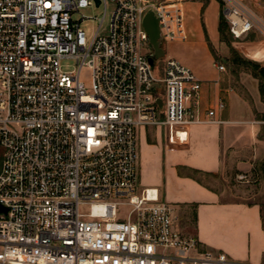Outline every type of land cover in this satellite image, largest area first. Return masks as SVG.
<instances>
[{
	"label": "built area",
	"instance_id": "1",
	"mask_svg": "<svg viewBox=\"0 0 264 264\" xmlns=\"http://www.w3.org/2000/svg\"><path fill=\"white\" fill-rule=\"evenodd\" d=\"M220 1L234 39H264V20ZM90 7L104 14L88 37L73 15ZM148 11L163 44L187 39L181 1L0 0V264H242L184 234L158 189L137 195L138 128L220 124L225 109L221 97L203 110L180 62L151 67Z\"/></svg>",
	"mask_w": 264,
	"mask_h": 264
},
{
	"label": "crops",
	"instance_id": "2",
	"mask_svg": "<svg viewBox=\"0 0 264 264\" xmlns=\"http://www.w3.org/2000/svg\"><path fill=\"white\" fill-rule=\"evenodd\" d=\"M170 1L182 2L187 39L164 43L165 58L190 68L202 82L203 110L211 108L221 97L225 109L217 114L220 124L173 125L185 128V136L174 145L165 139V152L157 146L152 132L158 126L140 127L150 165L163 161L167 168L163 172L159 169V178L142 190L156 188L161 198V187L182 189L172 199L175 204H169L176 207L183 221L187 220V224H182L184 234L195 237L203 250L224 253L242 264H264V208L252 199L231 196L226 182L229 171L245 175L251 171L264 173L261 80L254 71L252 76H246L234 75L230 70L246 62L235 54V49H240L237 45L251 49L252 59L264 68V39L252 41L250 36L256 32H251L244 39L224 42L219 25L225 4L220 0L159 2ZM233 1L264 20V0ZM230 51L236 57H230ZM219 64L225 66V71L218 70ZM209 178H221L222 185H210Z\"/></svg>",
	"mask_w": 264,
	"mask_h": 264
},
{
	"label": "rangeland",
	"instance_id": "3",
	"mask_svg": "<svg viewBox=\"0 0 264 264\" xmlns=\"http://www.w3.org/2000/svg\"><path fill=\"white\" fill-rule=\"evenodd\" d=\"M158 1H165V0H158ZM112 9H113V5L110 4L108 6V11H107V15L105 18V22L103 23V26L101 29V35L107 34L108 24H109V19H110ZM103 14H104V8L90 7L87 9H81L78 13L74 14L73 20L75 22H81L82 16H84L86 20L81 23L80 27L83 28L86 31L87 36L90 37L93 34L94 30L98 27L99 25L98 19H100L103 16ZM226 37L229 43L230 42L233 43L234 41H237L228 32H226ZM250 39L252 41H259V40L263 41L262 36L259 35L258 33L252 34L250 36ZM237 47L240 49L244 48L243 51H239L240 49L238 50L235 49V54L237 53V57H239V59L245 60L246 62L253 63L255 65H259L261 67V63L254 61L252 59L249 53L251 49L246 48L245 45H237ZM146 51H148L149 54H152V49L150 45L147 46ZM235 54L232 55V52L230 51V57L232 56H233L232 58H234V56L236 57ZM163 59L158 61L157 65H159L160 68L163 65ZM246 62L243 61L241 63L242 65H238V66L234 65L230 68V70L232 71L234 75H238L241 73L246 76H249V75L252 76L254 69L253 67L248 66V63ZM63 64H64V70L70 71V70L76 69V65L72 61L64 62ZM81 79L86 84L88 91H90L91 76H90V72L88 71V69L84 68L82 70ZM141 128H139L137 131V162H136L137 174H138L137 195L139 196L141 194L142 188L145 187V185L151 182H155L159 178V175L157 173L159 169H161L162 172L167 169L163 161L160 165L157 163H154V164L151 163L150 165V162H149L150 158H149L148 152L144 148V143H143L144 133L142 132L143 130ZM184 131H185V128L180 127V126H158L157 128L152 129L153 135H155V138H157V146H159V148L163 147L162 142L165 141V139H166V142H168L169 140L174 145L176 143L175 141L178 138L185 136L183 134ZM163 152H165L164 147H163ZM2 156H3V149L0 146V165H1ZM238 174L239 173H236L234 171L233 172L229 171L226 176L227 186L231 190L230 195L236 198L252 199L254 202L262 205V207L264 208V173L262 172L259 173L257 171L256 172L251 171L249 173H246L247 175L246 182L239 181L237 178ZM221 181H222L221 178H217V179L209 178L208 179V183L210 185H213L216 188H219L220 184L222 185ZM168 191H170L169 192L171 194L170 197L168 196ZM180 192H182V189L180 190V188L174 189L172 187L171 188L161 187V193H162L161 198L164 202L175 204L174 201H172V199L174 198V196H177V194ZM81 212L88 213V209L86 207H83L81 209ZM128 212H129V207L121 206L119 208V215L121 217H125ZM183 223L187 224V220L186 222L185 220L184 221L182 220L181 222L182 232H183V225H182ZM209 251H213V250H209Z\"/></svg>",
	"mask_w": 264,
	"mask_h": 264
},
{
	"label": "water",
	"instance_id": "4",
	"mask_svg": "<svg viewBox=\"0 0 264 264\" xmlns=\"http://www.w3.org/2000/svg\"><path fill=\"white\" fill-rule=\"evenodd\" d=\"M142 25L149 38V45L152 49V54L149 57V63L151 67H153L156 61L162 60L165 57L159 21L153 11H148L145 14Z\"/></svg>",
	"mask_w": 264,
	"mask_h": 264
},
{
	"label": "trees",
	"instance_id": "5",
	"mask_svg": "<svg viewBox=\"0 0 264 264\" xmlns=\"http://www.w3.org/2000/svg\"><path fill=\"white\" fill-rule=\"evenodd\" d=\"M219 29H220V34H221L222 40L224 42H228L227 37H226V32H228L229 27H228V24H227V22L223 16V14L221 15V18H220ZM248 64L253 67L255 76L261 80L260 91L262 94V98L264 100V68H261L259 65H255L253 63H248Z\"/></svg>",
	"mask_w": 264,
	"mask_h": 264
}]
</instances>
